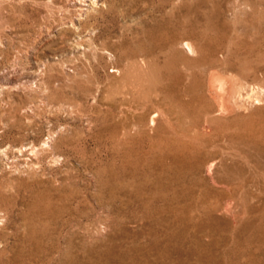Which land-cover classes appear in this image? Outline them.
Masks as SVG:
<instances>
[{
  "label": "rangeland",
  "instance_id": "obj_1",
  "mask_svg": "<svg viewBox=\"0 0 264 264\" xmlns=\"http://www.w3.org/2000/svg\"><path fill=\"white\" fill-rule=\"evenodd\" d=\"M0 264H264V0H0Z\"/></svg>",
  "mask_w": 264,
  "mask_h": 264
},
{
  "label": "bare ground",
  "instance_id": "obj_2",
  "mask_svg": "<svg viewBox=\"0 0 264 264\" xmlns=\"http://www.w3.org/2000/svg\"><path fill=\"white\" fill-rule=\"evenodd\" d=\"M185 46L188 47L189 49H192V44L190 42L185 43ZM223 75V74H222ZM222 75H220V73L218 75H215L214 72L210 77V83L212 88H214L215 92H217L218 97L220 100H218L222 106H226L228 103L227 101V95L232 92L233 90V83L232 81H230L228 78L223 77ZM231 77V76H230ZM237 87V85H235ZM213 90V91H214ZM235 93V92H234ZM217 96V95H216ZM233 97V96H232ZM231 97V98H232ZM230 99V98H228ZM232 101V100H231ZM230 104V102H229ZM158 109V108H157ZM153 113V112H152ZM157 113V112H155ZM156 115V114H155ZM152 116V115H151ZM153 118V117H152ZM155 120V117H154ZM208 122V121H207ZM209 124V123H208ZM205 131H210V126L205 125L203 128Z\"/></svg>",
  "mask_w": 264,
  "mask_h": 264
}]
</instances>
